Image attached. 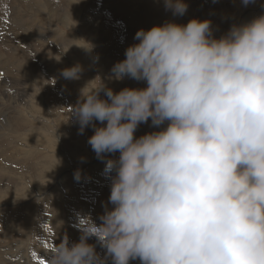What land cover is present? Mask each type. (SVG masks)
Masks as SVG:
<instances>
[{
    "label": "clouds",
    "instance_id": "9594fccd",
    "mask_svg": "<svg viewBox=\"0 0 264 264\" xmlns=\"http://www.w3.org/2000/svg\"><path fill=\"white\" fill-rule=\"evenodd\" d=\"M163 4L174 17L188 11L184 0ZM133 39L107 78L146 86L116 92L100 79L69 118L78 134L93 130L87 143L110 181L105 211L47 264H264V14L219 38L210 20L192 19ZM149 121L159 130L136 137Z\"/></svg>",
    "mask_w": 264,
    "mask_h": 264
},
{
    "label": "rangeland",
    "instance_id": "374dc122",
    "mask_svg": "<svg viewBox=\"0 0 264 264\" xmlns=\"http://www.w3.org/2000/svg\"><path fill=\"white\" fill-rule=\"evenodd\" d=\"M89 1V2H88ZM91 1V2H90ZM86 0V6L85 4L82 3L81 0H73V4L74 6L76 5L78 8V13H79V16H81L79 19H78V22H77V28L76 29H73L70 30L68 29V27L64 26L65 24H63V22L61 21H55L50 19V16L47 15V14H33L31 12H25L24 9L25 8H22V9H17V10H13L12 11V6L9 7V14L7 16V19H8V23L4 26V25H1L0 24V42H6L7 45H11L12 48L16 51L15 53L19 54V55H22L24 57V53H22L23 51H25L26 48H28V46L31 44V43H34L35 42V45H37V43L41 44L42 45V41L40 40H43V38L46 36V43H44V45L46 46V48H48V51H52L53 54H54V50L58 51L60 54H63V56L61 57H49V59L46 58H39L36 56L34 57V61L32 58H30V62H27L26 60L23 61V63L21 62H14V61H10L8 60V57H5L4 55H1L0 56V163H3L6 168H4L2 170L3 174L0 175V181L1 183H7V185H9L10 183L12 184H17V185H21L23 186L24 185V189L22 191L25 192V190L27 189V187H29L28 185V178L25 176H22L20 175L21 173L19 171H14V170H8L7 169V166H12V168H18V167H22L25 165L24 163V159L25 157L29 158L30 160H32L36 155H38V153H34L32 156H29L27 155L28 152H30L32 150V147L31 145H28L27 141L29 140V142L32 141V146L34 147H41L40 143H39V139L37 138L36 134L35 133H32V129H34L33 127L35 126H40V127H35L38 129V131H44V134L50 138V139H53L55 140L56 142H58V145H56V151L58 152L57 155H60V156H57L59 161L62 163V165L64 166V168H68L69 171L72 170L73 168H75L76 166V170L71 172L69 175H67V177H65V179H62V186L58 183H56V176H58V174L60 173V171H56V172H52L49 176H47L46 180H45V187L44 189L46 191H49L48 192H44V196L40 195L39 192L32 188L31 190V194L25 198V197H22V194L24 192L22 191H17V188L18 187H15L14 186V189L12 191V198L11 199H8L10 201H3V202H0V213L2 212H6L8 209H16L18 208L19 206L21 208H25V207H36V208H39V206L41 205V201L43 199H45L46 197L47 198H50V200H52L51 198L55 199L56 196H57V205L59 207H61V209L67 205V202L69 201V203L71 204L73 202V200H69L68 198L70 197H67V194L65 192H67V189H66V186H69L71 187V184L74 182H71L74 180V174L79 171L80 174H82V176L80 177L79 180H76L75 181H78L82 184H84L87 179H88V176H83V174H86V173H90L91 169L92 171H95V172H92L90 174H92L90 176V179L89 181H94V187L98 188L102 185H104L106 187V189L104 190H98L97 193H96V197L95 198H99V197H102L103 193H105V191L107 192V186H108V182L105 181L104 179L100 178V174L97 175V170L101 168H105V164L96 158V155L95 153L91 150V147L90 145L87 143V140L89 138V136L83 134L81 135V137L79 138V142L83 143V146H81V150L78 152L77 150L73 149L75 147V144L73 142H78L76 140V138L80 135L78 134V124L75 122L74 119H68L70 118V112H71V107L76 105L77 101H78V98L80 97L79 94L80 92L79 91H75L74 94H72L70 91L66 90V89H62V95H60L61 97L59 99H62L60 100V104L57 103L56 107L54 106L55 103H54V97H52V95L50 96V93L52 91V88L54 89L55 88V84L54 83V77L56 76V74L54 73V68H52L54 66V64L57 62L59 63L58 66L59 68L61 67V70L62 69H65V68H71L73 67V62H72V59H69L70 56L68 54H66L64 51V47H65V44L66 42H68L70 39H73L76 37H78L76 40H78L79 42L82 41L83 42V45L86 46V48L88 49V56H87V59H86V63H89V64H86L84 66L85 69H88L89 71H84L80 74V78L83 77H86V79H89L90 81V88L92 90H88V91H82L83 93L84 92H91L93 90H96L98 88H100L102 86L101 84V80L104 82V84L109 87V88H113L114 91L117 92L120 91V88L121 85L123 83L121 87V89L125 88V87H129V88H142V87H145L146 85L143 83V82H137V81H134V80H131V79H127L125 78L123 81H115V80H109L107 77L109 76L110 74V70H108V72H105L103 73L101 71V66L102 64H106L108 66H110L112 68V66L118 62V61H121L123 60L125 57L124 56V52L129 44L132 45L134 42L136 43V41H134L133 37L135 35V33L138 31L137 29H145V30H148L152 27L153 22H150L148 23L151 27L147 26L146 25H137L135 24L134 22L131 21V17L134 16V15H137V14H145L144 12L143 13H140L138 12L137 10V7H138V4L136 2V0H105V1H102V0ZM110 1V2H109ZM117 1H119L117 3ZM120 1H122L124 4V9L127 7L130 8V11H127V13H129L128 15H124V18L122 19L123 21H120L119 23H116V22H113V23H110L108 25V23H105V16L106 14L108 13V11L111 10V7L112 6H115L117 4L120 3ZM130 1V2H129ZM148 1V0H147ZM186 2H191L193 4V6L196 7H201L202 6V9H201V13L200 14H197V11H193V16H191L190 18L189 17H185L188 21L192 20V19H199L201 21H203L202 19L204 20H210L211 22H219V29L218 27L214 26L213 28V32H214V36L219 38L221 35H223L224 33H226L229 28L232 26V24H239V23H243V22H246L248 20H250L251 18L255 17V16H258L260 14H264V0H255L254 3L252 4H249L247 7H244L242 6V3L240 2L241 0H184ZM205 1V2H204ZM237 1V2H236ZM93 2V3H92ZM96 2V4H95ZM105 2V3H104ZM114 2V3H113ZM151 1H149V5ZM48 4L45 5L46 9L48 8V10H50V6H51V2L49 1ZM126 3V4H125ZM134 3V4H133ZM90 4V5H89ZM101 4V6H100ZM104 4V5H103ZM106 5V6H105ZM80 6V7H79ZM91 6V7H90ZM105 6V7H104ZM110 8H109V7ZM204 6V7H203ZM84 7V8H83ZM87 9H86V8ZM96 7V8H95ZM101 8V9H100ZM105 8V9H104ZM163 8V9H162ZM162 8L160 7L161 9V12L165 11L164 9V5H162ZM99 9V10H98ZM214 9V10H213ZM85 10V11H84ZM90 10V11H89ZM93 10V11H92ZM107 10V11H106ZM84 11V12H83ZM18 12V13H17ZM21 12V13H20ZM104 12V13H103ZM107 12V13H106ZM24 13V14H23ZM214 13V14H213ZM22 14V15H20ZM87 14V15H86ZM101 14V15H100ZM115 14V13H114ZM41 15V16H40ZM86 16V17H85ZM129 16V17H128ZM83 17V18H82ZM91 17V18H90ZM98 17V18H97ZM100 17V18H99ZM104 17V18H103ZM127 17V18H126ZM213 18L214 20H211L210 18ZM89 18V19H88ZM102 18V19H101ZM219 18V19H218ZM15 19V20H14ZM84 19V20H83ZM28 20V21H27ZM88 20V21H87ZM91 20H94L95 22L97 23H94L92 22ZM119 20V19H118ZM52 21V22H51ZM92 23H91V22ZM99 21V22H98ZM104 21V22H103ZM131 21V22H130ZM15 22V24H14ZM90 22V24H89ZM17 23V24H16ZM42 25V27L40 28H33V29H44L40 32L37 31V32H34L31 33L30 35L26 33V31H22V30H25V29H32V24H38V25ZM50 23V24H49ZM80 23V24H79ZM83 23V24H82ZM94 23V24H93ZM122 23V25H121ZM126 23V24H125ZM51 26L52 27H49L48 26ZM90 26L88 28V26ZM131 24V25H130ZM214 23H212L213 25ZM81 25V26H80ZM84 25V26H83ZM93 25H97L96 27L93 26ZM106 27H105V26ZM114 25V26H113ZM129 25V26H128ZM30 26V27H29ZM92 26V27H91ZM99 26V27H98ZM103 26V29L105 28V30L103 31L101 28ZM61 27V28H60ZM79 27V28H78ZM86 27V28H85ZM94 27V28H93ZM113 27V29H112ZM120 27V28H119ZM123 27V29H122ZM132 27V28H131ZM216 27V28H215ZM3 28V29H2ZM50 28V29H49ZM54 28V29H53ZM82 28V30L80 29ZM91 28V29H90ZM100 28V29H99ZM109 28V30H108ZM21 29V30H20ZM48 29V30H47ZM53 29V30H52ZM60 29V30H59ZM80 29V30H79ZM112 29V30H111ZM118 29V30H117ZM19 30V31H18ZM56 30V31H55ZM94 30V31H93ZM99 33H98V32ZM111 31V33H110ZM116 31V32H115ZM121 31V33H120ZM130 31V35L129 33L126 32ZM50 32V33H49ZM95 32V34H94ZM97 32V33H96ZM4 33V34H3ZM7 33V34H5ZM26 33V34H25ZM88 33V34H87ZM104 33V34H103ZM125 33V34H124ZM89 35L86 36V35ZM100 34V35H99ZM114 34V35H113ZM6 35V36H5ZM9 37H8V36ZM60 35V36H59ZM63 35V36H61ZM97 35V36H96ZM103 35V36H102ZM106 37H105V36ZM116 35V36H115ZM120 35V36H119ZM16 37V38H13V37ZM40 36V38H38ZM72 36V37H71ZM95 38H94V37ZM112 36V37H110ZM119 36V37H118ZM124 36V37H123ZM4 37V38H3ZM31 37V38H30ZM43 37V38H42ZM63 37V38H62ZM67 37V38H65ZM97 37V38H96ZM33 38V39H32ZM38 38V39H37ZM70 38V39H69ZM84 38V39H83ZM123 38V39H121ZM12 39V40H11ZM14 39V40H13ZM35 39V40H34ZM60 39V40H59ZM62 39V40H61ZM92 39V40H91ZM97 39V40H96ZM100 39V41H99ZM115 39V40H114ZM121 39V41L119 40ZM8 40V42H7ZM18 40H22L24 42H21V45L20 43L18 42ZM108 40V41H107ZM31 41V43H30ZM40 41V42H39ZM63 41V43H62ZM89 41V42H88ZM111 41V42H110ZM128 41V42H127ZM37 42V43H36ZM48 42V43H47ZM51 42V43H50ZM65 42V43H64ZM81 42V43H82ZM118 42V44H117ZM50 43V44H49ZM102 43V44H100ZM123 43V44H121ZM28 44V45H27ZM56 44V45H55ZM58 44V45H57ZM98 44V45H97ZM113 44V45H112ZM52 45V46H51ZM55 45V46H53ZM61 45V46H59ZM106 47H105V46ZM115 45V46H114ZM18 46V47H17ZM21 46V47H20ZM89 48H88V47ZM110 46V47H109ZM123 46V47H122ZM54 47V49H53ZM60 47V48H59ZM24 48V49H23ZM103 48L107 49V50H103ZM120 50H118V49ZM60 51H59V50ZM91 51H90V50ZM94 49V50H93ZM116 49L118 51H116ZM63 52H62V51ZM99 50V51H98ZM103 50V51H101ZM22 51V52H21ZM106 51V52H105ZM108 51H110V53H108ZM117 52V53H116ZM105 54V55H104ZM67 56V57H65ZM92 56V57H91ZM94 56V57H93ZM112 56V57H111ZM3 57V58H2ZM23 57H20L22 59H24ZM91 57V58H90ZM98 57V59H97ZM103 57V58H102ZM108 57V58H107ZM111 57V58H110ZM119 57V58H118ZM6 58V59H5ZM93 58V59H92ZM32 59V61H31ZM38 59V60H36ZM121 59V60H120ZM45 60V61H43ZM49 60V61H48ZM52 60V61H51ZM54 60V61H53ZM103 60V61H102ZM108 60V61H107ZM40 61V62H39ZM70 61V62H69ZM106 63H105V62ZM11 62V63H10ZM44 62V63H43ZM47 62V63H46ZM51 62V63H50ZM104 62V63H103ZM33 65H31V64ZM5 64V66H4ZM19 64V65H18ZM25 66V67H28L27 69L30 70V73L28 74V76L26 75V73L24 72L25 69L23 68H20L19 66L21 65L22 66ZM36 64H40L43 66L46 65V67L49 69V71L46 73V74H50L49 77L52 78V84H51V88L50 87H47L46 88V91H44V84H42L39 80V75L36 73V70L37 68L35 67ZM48 64V65H47ZM69 64V65H68ZM15 67H13V66ZM50 65V66H49ZM99 65V66H98ZM4 67V68H3ZM8 69H7V68ZM19 67V68H18ZM50 67V68H49ZM6 68V69H5ZM32 69V70H31ZM3 70H6V71H3ZM53 70V71H52ZM35 71V72H34ZM52 72V74H51ZM3 74V75H2ZM31 74H33L32 76H35L32 77L31 79H34L31 81V83L27 80V78L29 77V75L31 76ZM27 77H25V76ZM84 75V76H83ZM6 76V77H5ZM8 76V77H7ZM54 76V77H53ZM2 77V79H1ZM5 77V78H4ZM12 78V79H11ZM22 78V79H21ZM63 78V77H62ZM64 79V78H63ZM101 79V80H100ZM127 79V81H126ZM5 80V81H4ZM66 80V79H65ZM16 81V82H15ZM125 81V82H124ZM134 81V82H133ZM5 82V83H4ZM20 82V83H19ZM28 83V84H27ZM29 84L31 85L30 88H29ZM119 84V85H118ZM13 85V86H12ZM23 85V86H22ZM118 85V87L116 86ZM12 86V87H11ZM53 86V87H52ZM116 88H115V87ZM24 87V89H23ZM3 88V90L5 91H1ZM14 88V89H12ZM20 88V89H19ZM33 88V89H32ZM30 89H32L31 91H29ZM12 90V92H10ZM18 90V91H17ZM27 90V91H26ZM36 90V91H35ZM40 90V91H39ZM47 90L49 93H47ZM50 90V91H49ZM8 93H7V92ZM34 91V92H33ZM40 92V93H39ZM60 92V90H59ZM65 92V93H64ZM69 92V93H68ZM5 95H4V94ZM16 93V94H14ZM21 93V94H20ZM36 93V94H35ZM42 93V94H41ZM45 93V94H44ZM68 93V94H67ZM77 93V94H76ZM9 94V95H8ZM11 94L13 96H11ZM39 94V96H38ZM16 95V96H15ZM27 95V96H26ZM42 95V96H41ZM47 95V96H46ZM74 95H77L76 96V99L73 97ZM8 96V97H7ZM15 96V97H14ZM22 96V97H21ZM70 96V97H69ZM101 96L103 97V93H101ZM13 97V98H12ZM31 97V98H29ZM14 100V102L11 100ZM26 98V99H24ZM42 100H41V99ZM49 98V99H48ZM53 98V99H52ZM16 99H18V103H16ZM33 99V100H32ZM38 99V100H37ZM68 99V100H67ZM6 100V101H4ZM44 100V101H43ZM75 100V101H74ZM4 101V102H2ZM28 101V102H27ZM38 101V102H37ZM70 101V102H69ZM7 102V103H6ZM13 102V103H12ZM75 102V103H74ZM30 103V104H29ZM33 103L35 104H38L40 106L42 111L40 114H36L34 115L33 113V110L31 108V106H33ZM45 103V104H44ZM64 103V104H63ZM12 104V105H11ZM14 104V105H13ZM17 104V105H16ZM34 104V105H35ZM53 104V105H52ZM59 104V105H58ZM72 104V106H71ZM26 105V106H25ZM28 105V106H27ZM31 105V106H30ZM5 106V108H4ZM30 106V108H29ZM35 107V106H34ZM33 107V108H34ZM14 109V110H13ZM28 109V110H27ZM57 109V110H56ZM61 109V111H60ZM67 109V110H66ZM70 109V110H69ZM5 110V111H4ZM52 110V111H51ZM64 110V111H63ZM16 111V112H15ZM10 112V113H9ZM14 113V114H13ZM60 113V114H58ZM7 114V115H6ZM16 114V115H15ZM44 114V115H42ZM49 114V115H48ZM66 114V115H65ZM15 115V116H14ZM59 115V116H58ZM2 116V117H1ZM23 116V117H22ZM34 116V117H33ZM44 119H42L41 118ZM15 117V118H14ZM25 117V118H24ZM57 117V118H56ZM4 118V119H3ZM9 119H12V120H9ZM24 121L22 124H21V128L17 127L12 133H10L9 131H7V128L10 127L14 120L15 121ZM29 120V121H28ZM33 120V121H32ZM61 120H65L64 123L61 122ZM51 121V122H50ZM63 125H61V123ZM74 121V122H72ZM69 122V123H68ZM72 122V123H71ZM150 121L148 124H142L139 126V128L137 129L135 135H137L136 137H139V136H142L146 133H149V132H152V131H157L159 129H155V128H152L150 127ZM48 124V125H47ZM66 124V125H65ZM77 124V125H75ZM42 125V126H41ZM48 128H47V127ZM52 126V127H50ZM76 126V127H75ZM63 127L67 128L68 130V138L70 139V141H72L71 143H66L65 139L63 138V135L64 133L62 132L63 131ZM69 127V128H68ZM21 129V130H20ZM74 129V130H72ZM3 131V133H2ZM20 133H19V132ZM8 132V133H7ZM75 132V133H74ZM7 134V137H6V134ZM10 133V135H9ZM18 135H17V134ZM43 133V132H42ZM50 133H53L52 135ZM13 134V135H11ZM15 134V135H14ZM5 135V136H4ZM27 135V136H26ZM92 135V134H91ZM2 136V137H1ZM9 136V137H8ZM57 136V137H56ZM59 136V137H58ZM70 136V137H69ZM12 137V138H11ZM32 138V140L30 141L29 138ZM62 137V138H61ZM15 138V139H14ZM27 138V140H26ZM59 138V139H58ZM61 138V139H60ZM2 140V141H1ZM5 140H8L10 142V144L8 146H3L2 143L3 141ZM75 140V141H73ZM78 144V143H76ZM30 147V148H29ZM73 149H71V148ZM68 149V150H67ZM70 149V150H69ZM75 150V151H74ZM15 151V152H14ZM41 151V153H40ZM42 151H46L45 153L48 154L49 152L51 153V151H48V150H45L44 148H38V151L40 154L38 156V158L33 161H30V167H35V166H38V161L41 162L44 158V153ZM53 151V150H52ZM76 153H74V152ZM14 152V153H13ZM68 152V153H67ZM73 152V153H72ZM88 152V153H87ZM78 153V154H77ZM90 153V154H89ZM14 154V155H13ZM2 155V156H1ZM8 155V156H7ZM41 155L43 157H41ZM78 155V156H77ZM86 155V156H85ZM89 155V156H87ZM118 155V154H117ZM20 156V158H19ZM77 156V158H76ZM80 156V157H79ZM16 157V158H14ZM84 157V158H83ZM86 157V158H85ZM90 157V159H88ZM18 158V160H16ZM65 158V160H64ZM83 158V159H82ZM40 159V160H39ZM71 159V160H70ZM11 160V162H10ZM13 160V162H12ZM16 160V161H14ZM20 160V161H19ZM38 160V161H37ZM23 161V162H22ZM73 161V162H72ZM22 162V163H20ZM81 162V163H80ZM9 163V164H8ZM19 163V164H18ZM74 163V164H73ZM29 164V163H28ZM66 164V166H65ZM82 164V165H81ZM97 164V165H96ZM14 165V166H13ZM21 165V166H20ZM103 165V166H102ZM71 166V167H70ZM81 166V167H80ZM90 166V167H89ZM83 167V168H82ZM98 167V169H97ZM65 168V169H66ZM88 168V169H87ZM85 169V170H84ZM95 169V170H94ZM83 170V172H82ZM89 170V171H88ZM13 171V172H12ZM86 171V172H85ZM8 172V173H6ZM18 172V173H17ZM85 172V173H84ZM9 175H10V178H9ZM15 175V176H14ZM14 176V177H12ZM20 176V177H19ZM70 176V177H69ZM17 177V178H16ZM87 177V178H85ZM73 178V179H72ZM83 180V181H82ZM97 180V181H96ZM101 180V181H100ZM56 184H54V182ZM68 182V183H67ZM48 183V184H47ZM65 183V184H64ZM67 183V184H66ZM51 186H50V185ZM72 184V186H74ZM48 185V186H47ZM59 186V187H58ZM13 187V185H12ZM33 187V186H32ZM50 187V188H49ZM52 187V188H51ZM63 187H65L63 189ZM55 188V189H54ZM58 188V189H57ZM54 189V190H53ZM62 190V191H61ZM51 191L53 192H57V191H60V192H53L51 193ZM99 192V193H98ZM48 193V194H47ZM60 194V195H59ZM100 194V195H99ZM4 193L3 192H0V196H3ZM37 195V196H36ZM18 196V197H17ZM34 196V197H32ZM40 196V197H38ZM50 196V197H49ZM54 196V197H52ZM58 196H59V199H58ZM90 197V196H89ZM88 196L85 197V198H89ZM34 198V199H32ZM61 198V199H60ZM66 198V199H65ZM84 198V197H83ZM41 199V200H38ZM62 200V201H61ZM67 200V201H66ZM24 201V202H23ZM14 202V203H13ZM66 202V203H65ZM4 203V204H3ZM9 205H7V204ZM17 203V205H16ZM23 203V204H22ZM88 207L91 208V204H89L88 202H86ZM15 204V205H14ZM8 207V208H7ZM16 207V208H15ZM19 207V208H20ZM3 208V209H2ZM92 208L94 209L93 205H92ZM8 210V211H10ZM39 209H38V214H36L34 216V222H33V226L31 227L32 229L30 230V227L25 229V234H27V232H29V235L28 236H23L24 234L20 235V236H17L15 234L12 235V241L10 243H12V253H10V257H8L12 264H36L34 262V258H35V253H36V256L38 254V256L42 255V264H47V261H48V258H49V255L51 253V250L54 249L59 243H56V239L54 238L53 235H55L54 233L57 232V230L55 232H53V227L56 228L57 226H63L66 228L67 225L65 224H68L69 223V219L67 220V213H64L62 216H61V219H63V222L61 223H55V222H48L49 223V226L46 227V229L44 228L45 232L47 230V232L51 230L50 233H47V237L44 238V239H40L39 237L36 236V234L38 232H42V229H40V225H39V217H41V215L39 214ZM26 212H24L23 215H25ZM13 216L14 214H12V219H13ZM38 220H37V219ZM3 219H6V217H4ZM66 221V222H65ZM68 222V223H67ZM65 223V224H64ZM13 224V222H12ZM62 224V225H61ZM51 225V226H50ZM54 225V226H53ZM1 226V224H0ZM38 227V228H36ZM51 228V229H50ZM2 228H0V231L2 232V234H4V236L11 232L12 231H8L7 229H4L3 232L1 230ZM13 229V228H12ZM29 229V231H28ZM41 230V231H40ZM31 231V232H30ZM34 231V232H33ZM53 233V235H52ZM50 236V237H49ZM16 237V239L14 238ZM20 237V238H19ZM34 237V239H33ZM54 238V239H53ZM33 239V240H32ZM47 239V240H46ZM13 240H15L13 242ZM22 240V241H21ZM26 240V241H25ZM37 240V241H36ZM30 241V242H29ZM46 241V242H45ZM17 243V247H22L21 249H16L15 251V247H14V244ZM40 242V243H39ZM69 242H78L77 238L76 239H71V241ZM21 243V244H20ZM29 243V244H28ZM43 243V244H42ZM30 244H33V245H30ZM38 244V246H37ZM40 244V245H39ZM45 244V246H44ZM21 245V246H20ZM24 245V246H23ZM30 245V246H29ZM4 246H7V244H5ZM43 247V248H42ZM24 248V249H23ZM33 252H31L30 250ZM45 248V250H44ZM49 248V249H48ZM21 252H20V251ZM36 250V251H35ZM31 252V253H30ZM45 252V253H44ZM17 253V254H16ZM24 254V255H23ZM14 257H13V256ZM32 255V256H31ZM47 255V256H45ZM44 256V257H43ZM16 257V258H15ZM33 258V259H32ZM20 260V261H19ZM32 260V261H31ZM18 262V263H17ZM139 264V261L136 260V261H133V264Z\"/></svg>",
    "mask_w": 264,
    "mask_h": 264
},
{
    "label": "bare ground",
    "instance_id": "6f19581e",
    "mask_svg": "<svg viewBox=\"0 0 264 264\" xmlns=\"http://www.w3.org/2000/svg\"><path fill=\"white\" fill-rule=\"evenodd\" d=\"M51 2V8H50V10H48V8L46 9V7H45V5L46 4H48L49 5V3L48 2ZM82 1V3L83 4H85L86 3V0H81ZM95 1V0H94ZM93 1V2H94ZM99 1V0H98ZM102 1H105V0H102ZM111 1V0H110ZM109 1V2H110ZM114 1H116V0H114ZM123 1V0H122ZM122 1H120V3L119 4H117V5H115V6H112L111 7V10L110 11H108V13L106 14V16H105V23H108V25L110 24V23H113V22H116V23H119L120 21H123L122 19L124 18V15H128L129 13H127V11H130V8L129 7H127L126 6V8L124 9V4H122L123 2ZM127 1V0H126ZM149 1H151L150 2V4L151 5H149ZM234 1V0H233ZM89 2V1H88ZM91 2V1H90ZM92 2V3H93ZM106 2V1H105ZM104 2V3H105ZM119 1H117V3H118ZM130 2V1H129ZM136 2L137 3H139L138 4V7H137V10H138V12H140V13H145V14H137V15H134V16H132L131 17V21L132 22H134L135 24H137V25H146L147 24V26H149V27H151L148 23H150V22H153L154 21V23H153V25H152V27L153 26H155V25H162L163 23H165V22H169V21H171V22H175V23H178V24H187V22H188V20L185 18V17H191V16H193V11L195 12V11H197V14H200L201 13V9H202V6L201 7H197V9H196V7L195 6H193V4H195V3H191V2H186V1H184L186 4H188V11L185 13V15L184 16H182V17H174L173 15H172V13L171 12H166V11H163V12H161V9H160V7L162 8V5H164L163 4V0H136ZM205 2V1H204ZM237 2V1H236ZM241 2V1H240ZM114 3V2H113ZM95 4H96V2H95ZM126 4V3H125ZM134 4V3H133ZM77 5V4H76ZM74 6V4H73V0H0V24L1 25H6L9 21H8V19H7V16H8V14H9V7H11L12 6V11L13 10H17V9H22V8H25L24 9V11L25 12H31V13H33V14H38V13H40V14H47V15H49L50 16V19H52V20H54V22L55 21H61V22H63V24H65L64 26H66V27H68V29H70V30H72L73 31V29H76L77 28V22H78V19L81 17V16H79V13H78V8H76L77 6ZM90 5V4H89ZM104 5V4H103ZM196 5V4H195ZM85 6H86V4H85ZM100 6H101V4H100ZM106 6V5H105ZM104 6V7H105ZM80 7V6H79ZM91 7V6H90ZM109 7V6H108ZM204 7V6H203ZM84 8V7H83ZM86 8V7H85ZM96 8V7H95ZM110 8V7H109ZM87 9V8H86ZM101 9V8H100ZM105 9V8H104ZM163 9V8H162ZM99 10V9H98ZM214 10V9H213ZM85 11V10H84ZM83 11V12H84ZM90 11V10H89ZM93 11V10H92ZM107 11V10H106ZM18 13V12H17ZM21 13V12H20ZM104 13V12H103ZM115 13V14H114ZM24 14V13H23ZM214 14V13H213ZM20 15H22V14H20ZM87 15V14H86ZM101 15V14H100ZM41 16V15H40ZM79 17V18H78ZM86 17V16H85ZM129 17V16H128ZM83 18V17H82ZM91 18V17H90ZM98 18V17H97ZM100 18V17H99ZM104 18V17H103ZM127 18V17H126ZM89 19V18H88ZM102 19V18H101ZM119 19V20H118ZM211 20H214L212 17L210 18ZM219 19V18H218ZM15 20V19H14ZM84 20V19H83ZM202 20H204V19H202ZM28 21V20H27ZM88 21V20H87ZM92 22H94V23H97V22H95L94 20H91ZM90 21V22H91ZM130 21V22H131ZM215 21V20H214ZM52 22V21H51ZM90 22H89V24H90ZM91 22V23H92ZM99 22V21H98ZM104 22V21H103ZM93 23V24H94ZM212 23H214L213 25H212V27H214V26H216V27H218L219 26V23H220V21L219 22H212ZM14 24H15V22H14ZM17 24V23H16ZM50 24V23H49ZM49 24H48V26H49ZM80 24V23H79ZM83 24V23H82ZM88 24V25H89ZM126 24V23H125ZM42 25L43 24H41L40 23V25H38V24H32V29H25V30H22V31H26V33L27 34H31V33H33V31L34 32H37V31H42V30H44V29H33V28H40V27H42ZM87 25V24H86ZM87 25V26H88ZM121 25H122V23H121ZM124 25V24H123ZM122 25V26H123ZM131 25V24H130ZM81 26V25H80ZM84 26V25H83ZM93 26H97V25H93ZM105 26V25H104ZM114 26V25H113ZM129 26V25H128ZM30 27V26H29ZM49 27H52V25L51 26H49ZM90 26H88V28H89ZM92 27V26H91ZM99 27V26H98ZM106 27V26H105ZM215 27V28H216ZM61 28V27H60ZM79 28V27H78ZM86 28V27H85ZM94 28V27H93ZM120 28V27H119ZM132 28V27H131ZM3 29V28H2ZM50 29V28H49ZM54 29V28H53ZM52 29V30H53ZM81 30H82V28H80ZM79 29V30H80ZM91 29V28H90ZM100 29V28H99ZM103 31L105 30V28L103 29V26H102V28H101ZM112 29H113V27H112ZM111 29V30H112ZM122 29H123V27H122ZM214 29V28H213ZM218 29H219V27H218ZM21 30V29H20ZM48 30V29H47ZM60 30V29H59ZM84 30V29H83ZM82 30V31H83ZM108 30H109V28H108ZM118 30V29H117ZM137 30H139V29H137ZM19 31V30H18ZM56 31V30H55ZM94 31V30H93ZM106 31V30H105ZM98 32V31H97ZM96 32V33H97ZM116 32V31H115ZM126 32V31H125ZM128 32V31H127ZM126 32V33H127ZM25 33V34H26ZM40 33H42V32H40ZM50 33V32H49ZM99 33V32H98ZM110 33H111V31H110ZM120 33H121V31H120ZM129 33V35H130V31L128 32ZM4 34V33H3ZM5 34H7V33H5ZM88 34V33H87ZM94 34H95V32H94ZM104 34V33H103ZM125 34V33H124ZM86 35V34H85ZM100 35V34H99ZM114 35V34H113ZM6 36V35H5ZM8 36V35H7ZM60 36V35H59ZM61 36H63V35H61ZM86 36H88L89 37V35H86ZM97 36V35H96ZM103 36V35H102ZM105 36V35H104ZM116 36V35H115ZM120 36V35H119ZM118 36V37H119ZM9 37V36H8ZM72 37V36H71ZM94 37V36H93ZM106 37V36H105ZM110 37H112V36H110ZM124 37V36H123ZM132 37H134V36H132ZM4 38V37H3ZM13 38H16L15 36L13 37ZM31 38V37H30ZM38 38H40V36L38 37ZM37 38V39H38ZM43 38V37H42ZM63 38V37H62ZM65 38H67V37H65ZM78 37H76V39H77ZM95 38V37H94ZM97 38V37H96ZM33 39V38H32ZM68 39V38H67ZM70 39V38H69ZM75 38L73 39V37H72V39H70L68 42H66V44H65V47H64V52L66 53V54H68L69 56H70V58L69 59H72V64H73V66H77V65H79V66H81L82 67V69H83V71L82 72H84V71H89L88 69H85L84 68V66L86 65V64H89V63H86L85 61H86V59H87V56H88V49L86 48V44L85 45H83V42L82 41H78V40H76ZM79 39V38H78ZM84 39V38H83ZM121 39H123V38H121ZM121 39H119L120 41H121ZM12 40V39H11ZM14 40V39H13ZM35 40V39H34ZM46 36L43 38V40H40V41H42V45L41 44H39V43H37V45H35V42L34 43H31V41H30V45L28 46V48H26L25 49V51H21L22 53H24V57L22 56V55H19V54H17V53H15L16 51L12 48V46L11 45H7V43L6 42H0V56L1 55H4L5 57H8V60H10L11 62L12 61H14V62H22L23 63V61L24 60H26L27 62H30V58H32L33 59V61H34V57L36 56V58L37 57H39V58H46L47 57V59H49V57H61V56H63V54H60L58 51H56V50H54L55 52H54V54H53V52L52 51H48V48H46V44L44 45V43H46ZM60 40V39H59ZM62 40V39H61ZM92 40V39H91ZM97 40V39H96ZM115 40V39H114ZM124 40V39H123ZM39 41V42H40ZM99 41H100V39H99ZM108 41V40H107ZM7 42H8V40H7ZM18 42L20 43V45H21V42H24V41H20V40H18ZM82 42V43H81ZM89 42V41H88ZM111 42V41H110ZM122 42V41H121ZM128 42V41H127ZM48 43V42H47ZM51 43V42H50ZM49 43V44H50ZM62 43H63V41H62ZM65 43V42H64ZM135 43V42H134ZM100 44H102V43H100ZM117 44H118V42H117ZM121 44H123V43H121ZM28 45V44H27ZM56 45V44H55ZM55 45H53V46H55ZM58 45V44H57ZM98 45V44H97ZM113 45V44H112ZM124 45V44H123ZM52 46V45H51ZM59 46H61V45H59ZM105 46V45H104ZM115 46V45H114ZM127 46H129V44L127 45ZM18 47V46H17ZM21 47V46H20ZM56 47V46H55ZM88 47V46H87ZM106 47V46H105ZM110 47V46H109ZM123 47V46H122ZM60 48V47H59ZM89 48V47H88ZM24 49V48H23ZM53 49H54V47H53ZM105 48H103V50H104ZM118 49V48H117ZM116 49V51H118ZM59 50V49H58ZM90 50V49H89ZM94 50V49H93ZM103 50H101V51H103ZM105 50H107V49H105ZM125 50V49H124ZM60 51V50H59ZM62 51V50H61ZM91 51V50H90ZM99 51V50H98ZM120 51V50H119ZM63 52V51H62ZM106 52V51H105ZM108 53H110V51H108ZM117 53V52H116ZM105 55V54H104ZM20 57H23L24 59H22V58H20ZM65 57H67V56H65ZM92 57V56H91ZM90 57V58H91ZM94 57V56H93ZM112 57V56H111ZM110 57V58H111ZM124 57V56H123ZM3 58V57H2ZM103 58V57H102ZM108 58V57H107ZM119 58V57H118ZM6 59V58H5ZM32 59H31V61H32ZM93 59V58H92ZM36 60H38V59H36ZM121 60V59H120ZM43 61H45V60H43ZM49 61V60H48ZM52 61V60H51ZM54 61V60H53ZM103 61V60H102ZM108 61V60H107ZM0 62H2V61H0ZM10 62V63H11ZM40 62V61H39ZM70 62V61H69ZM105 62V61H104ZM103 62V63H104ZM25 63V62H24ZM23 63V64H24ZM44 63V62H43ZM47 63V62H46ZM51 63V62H50ZM106 63V62H105ZM23 64H22V66L20 65L19 67L20 68H23V69H25L24 70V72L26 73V75L28 76V74L30 73V70L29 69H27L28 67H25V66H23ZM31 64V63H30ZM59 63H55L54 64V66L52 67V68H54V73L56 74V76L54 77V83L55 84H53V85H55V88L53 89L52 88V91H51V93H50V96L52 95V97H54V103H55V107L57 106L56 104L57 103H59L60 102V100H62V99H59L61 96L60 95H62V89L64 90V89H66V90H68V91H70L72 94H74V92L77 90V91H79L80 92V94H79V96H81V91H88V90H92L91 88H90V81H89V79H86V77H84V79H83V77L82 78H79V79H77V80H65V79H63L62 78V76L60 75V73H61V67L59 68L58 66H56V65H58ZM106 64H108V63H106ZM106 64H102V66H101V71L103 72V73H105V72H108V70H110L111 69V67L110 66H108V65H106ZM19 65V64H18ZM31 65H33V64H31ZM48 65V64H47ZM60 65V64H59ZM69 65V64H68ZM4 66H5V64H4ZM13 66V65H12ZM50 66V65H49ZM99 66V65H98ZM13 67H15V66H13ZM18 67V68H19ZM36 68H37V70H36V73L39 75V81L42 83V84H44V91L43 92H45L46 91V88L47 87H50L51 86V82H52V78H50L49 77V75L48 74H46L48 71H49V69L46 67V65L45 66H43V64L42 65H38V64H36V66H35ZM4 68V67H3ZM7 68V67H6ZM5 68V69H6ZM50 68V67H49ZM2 69V68H1ZM0 69V70H1ZM8 69V68H7ZM32 70V69H31ZM3 71H6V70H3ZM53 71V70H52ZM35 72V71H34ZM51 74H52V72H51ZM3 75V74H2ZM33 74H31V76L29 75V77L27 78V80L31 83V81L32 80H34V79H31L32 77H34L35 76V74H34V76H32ZM25 76V75H24ZM27 76H25V77H27ZM84 76V75H83ZM6 77V76H5ZM4 77V78H5ZM8 77V76H7ZM1 79H2V77H1ZM12 79V78H11ZM22 79V78H21ZM5 81V80H4ZM126 81H127V79H126ZM16 82V81H15ZM117 82H119V81H117ZM125 82V81H124ZM134 82V81H133ZM5 83V82H4ZM20 83V82H19ZM28 84V83H27ZM32 84V83H31ZM123 84H125V83H123ZM122 84V85H123ZM119 85V84H118ZM118 85L116 86V87H118ZM121 85V87H123ZM13 86V85H12ZM11 86V87H12ZM23 86V85H22ZM30 84H29V88H30ZM114 86V87H115ZM53 87V86H52ZM115 87V88H116ZM121 87H119L120 88V90H121ZM1 88V87H0ZM51 88V87H50ZM12 89H14V88H12ZM20 89V88H19ZM23 89H24V87H23ZM26 89V88H25ZM24 89V90H25ZM33 89V88H32ZM32 89H30L29 91H31ZM83 89V90H82ZM113 89V88H112ZM59 90H60V92H59ZM119 90V89H118ZM118 90H117V92H118ZM1 91H4L3 90V88H2V90ZM18 91V90H17ZM27 91V90H26ZM36 91V90H35ZM40 91V90H39ZM50 91V90H49ZM7 92V91H6ZM10 92H12V90L10 91ZM34 92V91H33ZM4 93H5V91H4ZM3 93V94H4ZM8 93V92H7ZM40 93V92H39ZM47 93H49L48 92V90H47ZM65 93V92H64ZM69 93V92H68ZM67 93V94H68ZM83 93V92H82ZM14 94H16V93H14ZM21 94V93H20ZM36 94V93H35ZM42 94V93H41ZM45 94V93H44ZM77 94V93H76ZM84 95H87L88 94V92H84L83 93ZM5 95V94H4ZM9 95V94H8ZM11 96H13L12 94H11ZM16 96V95H15ZM14 96V97H15ZM27 96V95H26ZM38 96H39V94H38ZM42 96V95H41ZM47 96V95H46ZM76 96L77 95H74L73 97L76 99ZM8 97V96H7ZM22 97V96H21ZM70 97V96H69ZM13 98V97H12ZM29 98H31V97H29ZM80 98V97H79ZM78 98V99H79ZM11 99V98H10ZM24 99H26V98H24ZM41 99V98H40ZM49 99V98H48ZM53 99V98H52ZM12 100V99H11ZM15 100V99H14ZM14 100H12L13 102H14ZM33 100V99H32ZM38 100V99H37ZM42 100V99H41ZM68 100V99H67ZM4 101H6V100H4ZM4 101H2V102H4ZM16 103H18V99H16ZM44 101V100H43ZM59 101V102H58ZM75 101V100H74ZM12 102V103H13ZM28 102V101H27ZM38 102V101H37ZM62 102V101H61ZM60 102V103H61ZM70 102V101H69ZM7 103V102H6ZM59 103V104H60ZM75 103V102H74ZM30 104V103H29ZM35 103H33V106H31V108H32V110H33V113H34V115H36L37 113L38 114H40L41 113V111H42V109L40 108V107H38V106H40V105H38V104H35ZM45 104V103H44ZM58 104V105H59ZM64 104V103H63ZM12 105V104H11ZM14 105V104H13ZM17 105V104H16ZM53 105V104H52ZM26 106V105H25ZM28 106V105H27ZM30 106H29V108H30ZM35 106V107H34ZM71 106H72V104H71ZM34 107V108H33ZM1 108V107H0ZM4 108H5V106H4ZM30 108V109H31ZM71 109V108H70ZM69 109V110H70ZM14 110V109H13ZM28 110V109H27ZM57 110V109H56ZM67 110V109H66ZM5 111V110H4ZM52 111V110H51ZM60 111H61V109H60ZM64 111V110H63ZM16 112V111H15ZM40 112V113H39ZM10 113V112H9ZM14 114V113H13ZM58 114H60V113H58ZM7 115V114H6ZM16 115V114H15ZM14 115V116H15ZM42 115H44V114H42ZM49 115V114H48ZM66 115V114H65ZM70 115H71V112H70ZM59 116V115H58ZM2 117V116H1ZM23 117V116H22ZM34 117V116H33ZM70 117V116H69ZM15 118V117H14ZM25 118V117H24ZM41 118H42V116H41ZM57 118V117H56ZM4 119V118H3ZM43 119V118H42ZM69 119V118H68ZM9 120H12V119H9ZM44 120V119H43ZM29 121V120H28ZM33 121V120H32ZM65 121V120H64ZM64 121L63 120H61V122H63L64 123ZM24 121H19V119H18V121H15L14 120V122L12 123V124H10L11 126L10 127H8L7 128V131H9L10 133H12L17 127H19V128H21L22 126H21V124L23 123ZM51 122V121H50ZM60 122V121H59ZM60 122V123H61ZM72 122H74V121H72ZM71 122V123H72ZM69 123V122H68ZM48 125V124H47ZM61 125H63L62 123H61ZM66 125V124H65ZM75 125H77V124H75ZM42 126V125H41ZM35 127H40V126H35ZM35 127H33L34 129H32V133H35L36 134V136H37V138L39 139L38 141H39V143H40V145H41V147H38V148H44L45 150H48V151H51V153L49 152L48 154H46L44 151H42L43 153H44V158L43 159H41L42 161L41 162H39L38 160V166H35V167H30L31 165H30V161H33L34 159L36 160L37 158H38V156H39V154L41 153V151H40V153L39 152H37L38 151V148L37 147H34V146H32V138L30 137L29 139H30V141L31 142H29V140L27 141V143H28V145H31V147H32V150L30 151V152H28L27 153V155H29V156H32L35 152L36 153H38V155H36L32 160H30L29 158H27V157H25L24 159H22V160H24V163H25V165L22 163V162H20V163H22L24 166H22V167H14V168H12V166H7V169L8 170H14L15 172L16 171H19L21 174L20 175H22V176H26L27 178H28V186L29 187H27V189L25 190V192L24 191H22L23 189H24V185L22 186L21 185V183H20V185H17V184H12V183H10L9 185H7V183H1L0 182V192H3L4 193V195L3 196H0V202H3V201H10V200H8V199H11L12 198V191H13V189H14V186L15 187H18L17 188V191H22V192H24L23 194H22V197H25V198H27L30 194H31V190H32V188H34V189H36L38 192H39V194L40 195H42V194H44V192L46 191L45 189H44V187H45V180H46V178H47V176H49L53 171L54 172H56V171H60V173L58 174V176H56V183H58V184H60L61 186L63 185L62 184V179H65V177H67V175H69L71 172H73V171H75L77 168H76V166H75V168H73L72 170H70L69 171V169L68 168H64V166L62 165V163L63 162H65V161H59V159H58V157L57 156H60V155H57V151H56V145H58V142H56L55 140H53V139H50V138H48L45 134H44V131H38V129L37 128H35ZM47 127V126H46ZM50 127H52V126H50ZM76 127V126H75ZM79 127V126H78ZM48 128V127H47ZM69 128V127H68ZM21 130V129H20ZM68 129L67 128H65V127H63V133H64V135H63V138L65 139V141H66V143H71L72 141H70V139L68 138V131H67ZM72 130H74V129H72ZM78 130V129H77ZM1 131V130H0ZM16 131V130H15ZM14 131V132H15ZM19 132V131H18ZM43 132V133H42ZM2 133H3V131H2ZM8 133V132H7ZM10 133H9V135H10ZM20 133V132H19ZM75 133V132H74ZM1 134V133H0ZM6 134V133H5ZM17 134V133H16ZM51 135L53 134V133H50ZM84 134L87 136H92L93 135V130L89 127V128H86L85 129V131H84ZM92 134V135H91ZM11 135H13V134H11ZM15 135V134H14ZM18 135V134H17ZM5 136V135H4ZM27 136V135H26ZM53 136V135H52ZM137 136V135H136ZM2 137V136H1ZM6 137H7V134H6ZM9 137V136H8ZM57 137V136H56ZM59 137V136H58ZM70 137V136H69ZM81 137V135H79L77 138H76V140L78 141V142H73L74 144H75V147L73 148V149H75V150H77L78 152L81 150V146H83V143H81V142H79V138ZM12 138V137H11ZM62 138V137H61ZM60 138V139H61ZM15 139V138H14ZM26 140H27V138H26ZM2 141V140H1ZM73 141H75V140H73ZM76 143H78V144H76ZM10 144V142L8 141V140H5V141H3V143H2V145L3 146H8ZM1 147V146H0ZM30 148V147H29ZM71 148V147H70ZM72 149V148H71ZM72 149V150H73ZM53 150V151H52ZM68 150V149H67ZM70 150V149H69ZM74 150V151H75ZM73 151V152H74ZM15 152V151H14ZM13 152V153H14ZM72 152V153H73ZM68 153V152H67ZM74 153H76V152H74ZM88 153V152H87ZM78 154V153H77ZM90 154V153H89ZM14 155V154H13ZM2 156V155H1ZM8 156V155H7ZM78 156V155H77ZM77 156H76V158H77ZM86 156V155H85ZM87 156H89V155H87ZM41 157H43L42 155H41ZM80 157V156H79ZM1 158V157H0ZM14 158H16V157H14ZM19 158H20V156H19ZM84 158V157H83ZM86 158V157H85ZM88 159H90V157L88 158ZM16 160H18V158L16 159ZM16 160H14V161H16ZM40 160V159H39ZM64 160H65V158H64ZM71 160V159H70ZM20 161V160H19ZM10 162H11V160H10ZM12 162H13V160H12ZM73 162V161H72ZM29 163V164H28ZM81 163V162H80ZM9 164V163H8ZM19 164V163H18ZM74 164V163H73ZM30 165V166H29ZM82 165V164H81ZM97 165V164H96ZM14 166V165H13ZM21 166V165H20ZM65 166H66V164H65ZM103 166V165H102ZM71 167V166H70ZM81 167V166H80ZM90 167V166H89ZM101 167V166H100ZM100 167H99V169H98V167H97V175H99L100 174V178H102V179H104L105 181H107L108 182V186H107V192L105 191V193H103V195H102V197H99L98 199L97 198H95L96 197V193H97V191L98 190H104V189H106V187L104 186V185H102L101 184V186L100 187H98V188H96V187H94V181H89V179H90V176L93 174H90L91 173V171H92V169H91V171H90V173H86V174H83V176H88V179H87V181L84 183V184H82V183H80V182H78V181H75V178H74V180L73 181H71V182H74V186H72V184H71V187L69 186V184H68V186H66V189H67V192H65L66 194H67V197H70V198H68L69 200H73V202L70 204L69 203V201L67 202V205L66 206H64L62 209H61V207H59L58 205H57V196H56V198L54 197V196H52V197H54L55 199H53V198H51L52 200H50V198H45V199H43L42 201H41V205L39 206V208H36V207H38V206H36V207H31V206H27V207H25V208H21L20 206V208L18 207V208H16V209H8V210H10V211H6V212H2V213H0V224H1V226H0V228H2L1 230L3 231L4 229H7L8 231H12V233L11 232H9V233H7L5 236H4V234H2V232L0 231V264H12V262H11V260L8 258V257H10V253H12V243H10L11 241H12V235L13 234H15V235H17V236H20V235H22V234H24L23 236H28L29 235V232H27V234H25V229H27V228H29L30 227V230L32 229L31 227L33 226V222H34V216L36 215V214H38V209H39V214L41 215V217H39L40 219H39V225H40V229H42V232H38L37 234H36V236L37 237H39L40 239H44V238H46L48 235H47V233H50L51 232V230H50V232L48 231L47 232V230H46V232H45V230H44V228L46 229V227H48L49 226V223L48 222H55L56 224L57 223H61V222H63V219H61V216L64 214V213H67V220L69 219V223L68 224H65V225H67V227L65 228L64 227V225L63 226H57L56 228H54L53 227V232H55L56 230H57V232H55L54 234L55 235H53V233H52V235L54 236V238L57 240L56 241V243H60V241L62 240V239H68L69 241H71V239H76L77 238V240L79 241V238H80V235H81V232H80V227H87V226H89V223H90V221H89V219L90 220H92L93 222H95L97 225H99L100 224V220H99V217L101 216V215H103V213H104V211H105V207H104V205L107 203V201H108V197H109V195H110V188H109V183H110V181H109V178H108V174H106L105 173V171H104V169L103 168H101L100 169ZM4 168H6V166L3 164V163H0V175L1 174H3V172H2V170L4 169ZM83 168V167H82ZM88 169V168H87ZM85 170V169H84ZM95 170V169H94ZM89 171V170H88ZM13 172V171H12ZM82 172H83V170H82ZM86 172V171H85ZM84 172V173H85ZM92 172H95V171H92ZM6 173H8V172H6ZM18 173V172H17ZM80 173V172H79ZM52 175V174H51ZM81 176H82V174H80ZM15 176V175H14ZM14 176H12V177H14ZM80 176V177H81ZM20 177V176H19ZM70 177V176H69ZM9 178H10V175H9ZM17 178V177H16ZM72 178V179H73ZM85 178H87V177H85ZM83 181V180H82ZM97 181V180H96ZM101 181V180H100ZM54 182V184H56L55 183V181H53ZM68 183V182H67ZM66 183V184H67ZM48 184V183H47ZM65 184V183H64ZM12 185H13V187H12ZM50 185V184H49ZM33 186V187H32ZM48 186V185H47ZM51 186V185H50ZM59 187V186H58ZM50 188V187H49ZM52 188V187H51ZM65 187H63V189H64ZM55 189V188H54ZM53 189V190H54ZM58 189V188H57ZM62 191V190H61ZM46 192H48L49 193V191H46ZM54 192V191H53ZM52 191H51V193H53ZM56 192V191H55ZM54 192V193H55ZM57 192H60V191H57ZM56 192V193H57ZM96 192V193H95ZM47 193V194H48ZM99 193V192H98ZM60 195V194H59ZM100 195V194H99ZM37 196V195H36ZM42 196H44V195H42ZM89 197V198H85V197ZM18 197V196H17ZM32 197H34V196H32ZM38 197H40V196H38ZM45 197V196H44ZM50 197V196H49ZM84 197V198H83ZM29 198V197H28ZM32 199H34V198H32ZM58 199H59V196H58ZM61 199V198H60ZM66 199V198H65ZM38 200V199H37ZM39 200H41V199H39ZM38 200V201H39ZM62 201V200H61ZM67 201V200H66ZM24 202V201H23ZM86 202H90L89 204H91V208L90 207H88V205H87V203ZM14 203V202H13ZM66 203V202H65ZM4 204V203H3ZM7 204V203H6ZM23 204V203H22ZM7 205H9V204H7ZM15 205V204H14ZM16 205H17V203H16ZM92 205H93V207H94V209L92 208ZM109 207H111L110 205H109ZM8 208V207H7ZM3 209V208H2ZM24 212H26V214L25 215H23L24 214ZM12 214H14V216H13V219H12ZM37 216V215H36ZM4 217H6V219H3ZM81 218H83V220L80 222V224H79V221H80V219ZM37 219V218H36ZM38 220V219H37ZM12 222H13V224H12ZM66 222V221H65ZM62 225V224H61ZM51 226V225H50ZM54 226V225H53ZM13 228V229H12ZM36 228H38V227H36ZM51 229V228H50ZM6 231V230H5ZM5 231H3V232H5ZM28 231H29V229H28ZM41 231V230H40ZM31 232V231H30ZM34 232V231H33ZM50 237V236H49ZM15 239H16V237H14ZM20 238V237H19ZM53 238V239H54ZM33 239H34V237H33ZM32 239V240H33ZM47 240V239H46ZM15 240H13V242H14ZM22 241V240H21ZM26 241V240H25ZM37 241V240H36ZM30 242V241H29ZM46 242V241H45ZM17 243L18 242H16L15 244H14V249H15V251H16V249L18 250V249H21L22 247H17ZM40 243V242H39ZM71 243V242H70ZM88 243L89 244H93V245H96V251L98 252V253H100V255L101 256H103L104 255V250L97 244V241H96V238L95 237H93V238H90L89 240H88ZM5 244H7V246H4ZM21 244V243H20ZM29 244V243H28ZM43 244V243H42ZM30 245H33V244H30ZM29 245V246H30ZM40 245V244H39ZM21 246V245H20ZM24 246V245H23ZM37 246H38V244H37ZM44 246H45V244H44ZM43 248V247H42ZM24 249V248H23ZM49 249V248H48ZM29 250H30V248H29ZM44 250H45V248H44ZM20 251V250H19ZM31 251V250H30ZM36 251V250H35ZM21 252V251H20ZM32 252V251H31ZM30 252V253H31ZM33 253V252H32ZM37 253V252H36ZM36 253H35V258H34V262L36 263V264H42V260H44V259H42V255H40V256H38V254H37V256H36ZM45 253V252H44ZM17 254V253H16ZM24 255V254H23ZM13 256V255H12ZM32 256V255H31ZM45 256H47V255H45ZM14 257V256H13ZM44 257V256H43ZM16 258V257H15ZM33 259V258H32ZM20 261V260H19ZM32 261V260H31ZM18 263V262H17ZM14 264V263H13ZM26 264V263H25ZM34 264V263H33ZM109 264H110V261H109ZM130 264H133V261H131L130 262ZM135 264V263H134ZM137 264V263H136Z\"/></svg>",
    "mask_w": 264,
    "mask_h": 264
}]
</instances>
